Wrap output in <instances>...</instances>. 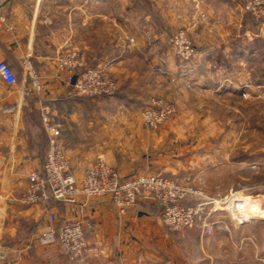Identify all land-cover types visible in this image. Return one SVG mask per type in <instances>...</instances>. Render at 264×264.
Listing matches in <instances>:
<instances>
[{
  "label": "rangeland",
  "instance_id": "rangeland-1",
  "mask_svg": "<svg viewBox=\"0 0 264 264\" xmlns=\"http://www.w3.org/2000/svg\"><path fill=\"white\" fill-rule=\"evenodd\" d=\"M220 1L194 2L188 6L191 19L160 30L155 52L144 59L161 64V73L145 69L136 92L118 88L102 62L115 38L105 36L102 24L95 37L85 38L91 48L76 49L82 71L101 70L115 87L111 96L78 97L81 107L95 110L97 122L127 125L133 152L129 161L140 166L135 172L176 179L191 190L182 201L185 206L209 210L214 200L224 201L222 211L211 214L215 228L210 234L198 227L174 232L160 223L157 236L162 240L150 248L161 264L263 263L264 227L257 225L255 241L250 222L253 226L254 219L264 218V0ZM206 49L220 57L204 59ZM158 104L173 112L148 129L141 113ZM147 159L160 169L145 172ZM0 167L3 178L4 165ZM21 167L13 168L14 174ZM254 204L259 214L250 219Z\"/></svg>",
  "mask_w": 264,
  "mask_h": 264
},
{
  "label": "crops",
  "instance_id": "crops-1",
  "mask_svg": "<svg viewBox=\"0 0 264 264\" xmlns=\"http://www.w3.org/2000/svg\"><path fill=\"white\" fill-rule=\"evenodd\" d=\"M205 1L221 2L12 0L5 6L2 13L11 29H0V61L18 79L15 86H7L0 79V166L4 165L3 178L0 174V212L4 213L3 218L0 213V264H161L160 256L150 248L162 240L157 236L159 212L152 202L139 199L123 216L118 215L109 198L86 201L78 198L72 204L51 200L24 207L17 198L29 185L12 170L18 166L29 169L42 166L48 146L42 122L45 114L77 178L98 158H104L122 176L137 173L140 166L129 161L133 152L129 151L126 139L127 125H108L92 119L96 111L82 109L80 98L66 81V71L58 65V58L70 51L78 52L76 49L91 48L85 38L95 37L97 24H102L105 36L115 37L108 48L110 54L102 62L116 79L118 88L136 92L145 78V69L156 75L161 73V64L144 59V54L155 52L162 37L160 30L186 21L193 11L188 6L194 2L204 5ZM213 55L216 59L220 57L214 49H206L203 57L210 59ZM24 60L38 76L39 93L32 89L29 78L25 83L22 81ZM4 108L10 111L4 112ZM146 161L145 172L160 169ZM255 207V204L249 207L250 219L259 214ZM49 213L57 224L83 223L84 238L91 249L88 258L71 262L56 243H40L41 235L49 230ZM258 224L264 227V218L254 219L253 226L250 222L255 241Z\"/></svg>",
  "mask_w": 264,
  "mask_h": 264
},
{
  "label": "built area",
  "instance_id": "built-area-1",
  "mask_svg": "<svg viewBox=\"0 0 264 264\" xmlns=\"http://www.w3.org/2000/svg\"><path fill=\"white\" fill-rule=\"evenodd\" d=\"M10 1L12 0H0V29H11L2 13ZM44 22L49 23L47 19H44ZM185 47L183 49L187 54V46ZM58 65L66 71V81L77 97L111 96L115 92L113 82L101 70H81L82 58L78 52L70 51L60 56ZM26 78L30 79L32 89L39 93L41 88L38 76L30 63L24 60L23 83L26 82ZM0 79L7 86H15L17 82L15 73L4 61H0ZM172 112L173 109L169 105L158 104L157 108L145 109L141 115L145 127L155 129ZM42 122L47 134L48 150L40 168H20L21 176L29 185V189L17 198L21 206L30 207L51 200L72 204L78 198L85 201L109 198L118 215L123 216L139 199H143L157 206L160 223L168 230L181 232L198 227L206 234L213 232L215 227L210 223L211 214L222 211L224 201L214 200L210 203L212 206L209 210L200 204L185 206L182 201L191 190L184 189L176 179L142 173L122 176L104 158H98L85 167L80 178H77L69 158L58 143L47 115L42 116ZM47 222L49 230L41 235V244L56 243L71 262H79L90 256L91 249L85 241L82 222L63 221L57 224L51 213L47 215Z\"/></svg>",
  "mask_w": 264,
  "mask_h": 264
},
{
  "label": "trees",
  "instance_id": "trees-1",
  "mask_svg": "<svg viewBox=\"0 0 264 264\" xmlns=\"http://www.w3.org/2000/svg\"><path fill=\"white\" fill-rule=\"evenodd\" d=\"M14 72V71H13ZM15 76H16V74H15ZM16 79H18V77L16 76ZM47 150H48V146H47V148H45V151H44V156H43V159H42V164L44 163V160H45V157H46V153H47Z\"/></svg>",
  "mask_w": 264,
  "mask_h": 264
}]
</instances>
